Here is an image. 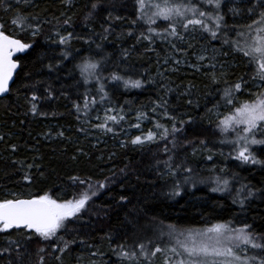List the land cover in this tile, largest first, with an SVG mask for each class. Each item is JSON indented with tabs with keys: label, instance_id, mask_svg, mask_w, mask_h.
Returning <instances> with one entry per match:
<instances>
[{
	"label": "trees",
	"instance_id": "16d2710c",
	"mask_svg": "<svg viewBox=\"0 0 264 264\" xmlns=\"http://www.w3.org/2000/svg\"><path fill=\"white\" fill-rule=\"evenodd\" d=\"M8 2L15 6V0ZM91 2L73 0V6L67 8L61 0H30V7L23 3L19 6L49 23H42V30L35 37L36 51L44 58L39 60L35 54L21 55L22 66L13 90L0 98V136L3 137L0 140V200L17 196L29 198L44 192L71 199L74 193L86 188V185L75 183L72 177L90 180L93 185L104 183L105 187L99 188L81 218L69 224V231L63 233L65 240L76 239L67 252L59 250L63 246L59 242L43 241L35 235L27 239L24 232L12 230L11 234L0 233V248L7 246L8 240L19 241L20 247L12 246L10 252L0 255V264H41V258L42 264H129L112 249L124 242L130 245L137 240H155L158 231L162 228L167 231L168 225L178 229H202L217 222L231 221L236 227L247 223L255 233L264 234V166L245 165L232 158L235 155L232 146L221 143L224 136L217 128V118L208 111L224 109L226 115L230 114L229 108L220 101L223 82L213 85L203 71L187 67L172 71L164 63L172 51L167 43L157 40L153 45L155 52L145 51L147 42L138 44L134 36H128L129 31L135 34L142 30L141 22L131 23L136 19L135 0H104V8L86 21ZM255 2H238L235 7L241 14L227 15L229 25L252 23V16H247L244 9L255 6L258 10ZM226 5L227 0L223 7L225 12ZM109 12L123 19L106 20ZM14 14L15 8L7 12L0 8V23L8 31L13 29L9 21ZM69 16L71 23L64 25L63 20ZM110 24L112 27L106 33L104 29ZM56 32L61 35L72 32L74 37L68 45H61ZM24 38L32 39L28 33H24ZM192 43L199 51L201 45L208 42L197 37ZM212 45L218 50H227V46L221 49L219 41H213ZM65 51L69 53L66 58L62 56ZM85 58L100 62V82L108 93L107 100L98 104L87 117L76 112L74 103H82L86 90L99 99L96 91L99 83L93 79L84 84L78 65ZM217 60L228 61L225 68L229 81L249 71L242 56L220 55ZM49 63L56 67L49 70ZM114 72L141 80L142 86L125 88L122 82L111 79ZM25 84L36 85L34 90L41 97L38 113L42 114L29 111L30 104L25 96L30 98L33 89L23 87ZM238 96L240 101L248 99L247 92ZM162 99L168 101L169 114L176 118V126L181 128L176 133L174 148L164 140L140 146L131 144V139L138 134L122 138L139 112L148 114L149 119L144 120L150 129L156 122L171 128L172 121L162 115V108L152 111ZM189 99L192 105L187 103ZM218 102L221 107L214 108ZM106 105L123 108L121 113L127 119L120 125H110L119 144H94L89 137L96 133L93 125L97 122L93 118ZM189 118L191 122H187ZM181 120L186 123L181 125ZM61 132L63 136L59 135ZM201 140L206 142V147L200 144ZM166 143L170 149L168 153L164 152ZM209 154L211 160L207 159ZM169 156L175 163L191 167V175L197 181H207L215 175L226 176L230 180L229 190L212 192L215 184L210 181L195 185L183 183L188 173L181 169L171 176L163 164L158 163ZM257 157L264 159V148L257 151ZM25 175H29L31 181L25 180ZM177 183L180 195H173ZM242 185L254 195L247 197L245 191L238 196L237 190ZM241 199L243 206L239 203ZM81 240L85 243L81 244ZM41 248L44 251H40ZM255 251H249L248 255ZM94 252L97 255H92ZM152 264H164L163 256L157 254Z\"/></svg>",
	"mask_w": 264,
	"mask_h": 264
},
{
	"label": "snow or ice",
	"instance_id": "6c2138e0",
	"mask_svg": "<svg viewBox=\"0 0 264 264\" xmlns=\"http://www.w3.org/2000/svg\"><path fill=\"white\" fill-rule=\"evenodd\" d=\"M135 2L136 19L131 23L135 25L141 22L142 30L135 34L129 31L127 35L134 36L138 44L147 42L145 51L155 52L153 45L157 40L167 43L172 51L164 59L165 64L171 60L172 63L179 65L183 61L178 57L186 59L189 55H194L196 62L189 64L190 67L195 68L197 72L203 71V75L213 85L223 82L224 87L219 90L220 101L229 108L230 114L223 115L221 119V114L217 113V128L224 136L221 143L230 144L235 152L232 158L242 164L264 166V159L257 157V151L264 148V0H261L258 5L259 20L255 19L256 7H249L244 11L251 13L252 23L239 26L236 23L229 25L226 19L229 13L233 17L241 14L238 7L231 6L234 0H227L229 7L226 12L223 10L226 0H135ZM21 3L25 7L31 6L30 0H15V6L8 0H0V8H3L5 12L15 8V14L9 21L13 29L8 31L5 25L0 23V96L9 94L13 90L14 74L22 66V57L19 54L25 56L35 54L39 60L44 58L42 53L36 51L35 37L41 32L42 23H49V21L42 22L38 16L26 13L19 7ZM61 3L67 8L73 6V0H61ZM88 7L86 21L91 20L98 10L104 8V0H92ZM105 19L119 21L123 17H113L109 12ZM158 21H163V23H158ZM70 23V16L63 20L64 25ZM111 27L110 24L109 28H105L104 31L109 32ZM24 33H28L32 39H25ZM55 35L61 45H68L74 37L72 32H68L67 35L56 32ZM197 37L201 41L208 42L202 44L199 51L195 50V45L192 43V40H196ZM213 41H219L221 49L227 46V50H218L212 45ZM218 52L224 57L242 56L245 58L249 71L235 81H229L225 68L228 61L222 63L217 60ZM68 55L67 51L62 53L64 58ZM47 67L53 70L56 66L49 63ZM78 68L84 84L90 83L93 79L99 83L96 90L99 99L95 95H90L86 90L82 96V103H74L76 112L83 113L87 117L98 104L107 100L108 93L104 89V84L100 82V62L85 58ZM171 70L178 71L177 68ZM160 75L163 77L162 73ZM111 79L122 82L125 88L138 89L142 86L141 80L126 78L116 72L111 74ZM23 87L33 89L30 98L25 96L26 102L30 104L29 111L33 114H42L38 113V101L41 97L34 90L36 85L25 84ZM245 92L248 93V99L240 101L238 94L244 95ZM50 96L49 92L48 98ZM187 103L192 105L193 101L189 99ZM219 107H221L219 102L214 105V108ZM157 108H162V115L172 121L171 128L156 122L154 128L149 129L146 134L142 133L132 138L131 144L143 145L145 141L164 140L170 142L173 148L176 146V133L180 132L181 128L176 126V118L169 114L168 101L162 99V102L157 103L152 111L156 112ZM208 111L212 112L213 109ZM112 112H117V115H111ZM121 112L123 108H105L103 118L99 115L95 116L99 122L93 127L105 134L113 133L114 128L110 125H120L125 119L124 115L119 114ZM144 119H149L148 114L139 112L136 116L137 123L132 124L131 127L139 129L140 121ZM187 122H191V118ZM184 123L186 121H180L181 125ZM59 135L63 136V133ZM2 139L3 137L0 136V140ZM200 144L206 147L204 140H201ZM169 151L166 143L164 152ZM195 152L194 148V155ZM207 159L211 160L212 155L209 154ZM158 163H162L171 176H175L181 169L188 173L189 175L184 176L183 179L185 184L195 185L197 182L210 181L215 184V187L211 188L212 192L229 190L230 180L226 176L215 175L209 177L207 181L204 179L197 181L191 175L192 168L175 163L172 156ZM28 167L31 168L33 165H28ZM220 171L224 172L223 169ZM24 179L31 181L29 175H25ZM70 179L79 185H86L84 190L74 193L71 199L44 192L29 198L17 196L0 200V233L11 234L12 230H20L26 234L27 239L35 235L43 241L59 242L63 245L59 250L67 252L71 245L76 243V239L65 240L63 233L69 231V224L81 218V213L86 211L89 202L97 195L99 188L105 187V184L100 182H97V186L93 185L90 180H81L78 177ZM179 188L180 184L177 183L173 195H180ZM245 191L247 197L254 195L246 185H242L237 190V195H243ZM124 199L125 197H121V200ZM236 202L234 199L233 203ZM239 203L243 206L244 200H239ZM251 228L252 226L247 223L236 227L231 221L217 222L202 229H178L175 225H168L167 231L163 228L158 231L155 240L153 238L137 240L130 245L127 242L120 243L112 251L122 261L129 262V264H152L157 254L163 256L164 264H264V234H257ZM80 243L85 242L81 240ZM12 246L20 247V242L8 240L7 246L0 248V255L10 252ZM251 250L256 251L248 255ZM40 251L44 249L41 248ZM92 255H97V253L94 252ZM57 259L59 260L60 257L58 256Z\"/></svg>",
	"mask_w": 264,
	"mask_h": 264
},
{
	"label": "rangeland",
	"instance_id": "374dc122",
	"mask_svg": "<svg viewBox=\"0 0 264 264\" xmlns=\"http://www.w3.org/2000/svg\"><path fill=\"white\" fill-rule=\"evenodd\" d=\"M247 2V0H245ZM238 2H244V0H234V2L232 3L231 6L235 7V5L238 3ZM261 2V0H256V6L259 5V3ZM251 6V5H250ZM229 7V4L227 3L226 5V8ZM249 8V7H248ZM260 9L256 8V12L259 13ZM230 17H232V14L229 13L228 14ZM247 16H252L251 13H247ZM256 19L259 20V15L256 14ZM189 39H191V37H189ZM220 54L219 52L217 53V57H219ZM182 59V63H180L179 65H176L174 63H172V61L170 60L168 64H165L166 66H169L170 69H173V68H190V69H195L193 67H190L189 64H193L196 62L195 60V56L194 55H191L190 57H187L186 59L184 58H180ZM253 91H255V89L253 88ZM105 108H116L114 106H111V105H106L104 107H102L101 111H100V114H98L101 118H103L104 116V109ZM117 109V108H116ZM217 113H220V117H223V115H226L225 113V110L222 109V110H213L211 112V115L212 117H214L215 119L217 118ZM111 115H117V112H112L110 113ZM122 115V113H119ZM135 120L133 122H130L128 127L125 129L124 133L122 134V138H128L130 136H132L133 134H138V135H141L142 133L146 134V132L150 129V127H147L148 125V122L145 121V120H142L140 121V128L137 129V128H134V127H131L132 124H135L137 123V120H136V117L134 118ZM94 121H96L97 123L99 122L98 120L95 119V117L93 118ZM127 122V119L125 118L124 121H121V123H125ZM96 133L95 135H89V137L92 139V142L95 144V143H102V144H111V145H115V144H119L120 142H117L116 140V135L113 134V133H102L99 129H96ZM147 143H150L148 141H145L144 144H147ZM140 146V145H138Z\"/></svg>",
	"mask_w": 264,
	"mask_h": 264
},
{
	"label": "water",
	"instance_id": "95a60500",
	"mask_svg": "<svg viewBox=\"0 0 264 264\" xmlns=\"http://www.w3.org/2000/svg\"><path fill=\"white\" fill-rule=\"evenodd\" d=\"M19 55H23V54H19ZM19 70H20V68L17 69V73H18ZM17 73L14 74V80L16 79V75H17ZM7 95H8V94H6V95H4V96H0V98H4V97H6Z\"/></svg>",
	"mask_w": 264,
	"mask_h": 264
}]
</instances>
